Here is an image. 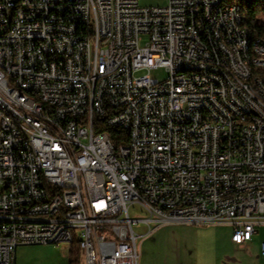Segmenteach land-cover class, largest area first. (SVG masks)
I'll return each instance as SVG.
<instances>
[{
  "label": "built area",
  "instance_id": "2783aa9c",
  "mask_svg": "<svg viewBox=\"0 0 264 264\" xmlns=\"http://www.w3.org/2000/svg\"><path fill=\"white\" fill-rule=\"evenodd\" d=\"M213 2L0 0V264L70 242L68 225L84 264H139L165 224H230L237 244L264 224L263 104L227 83L217 32L234 35ZM255 51L264 65L261 37Z\"/></svg>",
  "mask_w": 264,
  "mask_h": 264
},
{
  "label": "crops",
  "instance_id": "0c3cea01",
  "mask_svg": "<svg viewBox=\"0 0 264 264\" xmlns=\"http://www.w3.org/2000/svg\"><path fill=\"white\" fill-rule=\"evenodd\" d=\"M264 224L256 226L250 240L237 244L231 240L230 224L195 226L181 223L154 228L140 238L139 264H264L260 246L264 241ZM144 231V230H143ZM34 246V247H29ZM37 246L16 248L15 264H68L70 248H64V262H49L35 257ZM33 248V249H32ZM79 253L81 251L78 248ZM82 254V253H81Z\"/></svg>",
  "mask_w": 264,
  "mask_h": 264
},
{
  "label": "bare ground",
  "instance_id": "6f19581e",
  "mask_svg": "<svg viewBox=\"0 0 264 264\" xmlns=\"http://www.w3.org/2000/svg\"><path fill=\"white\" fill-rule=\"evenodd\" d=\"M214 0L213 9H206V18L227 19L234 36H229L225 32H217L218 46L223 50L224 76L229 84H236L241 87L250 100H258L263 104L264 112V65L257 59L255 51V37H250L248 28L243 24L240 7L227 0ZM233 9V10H231ZM264 25V21H263ZM194 36L196 44H204V34L202 26H194ZM236 36H240L239 41ZM264 41V36H260ZM0 39H3V32H0ZM181 73H189V66H181ZM245 73V74H244ZM251 80L258 86L254 87ZM23 100H30V92H23ZM222 111L233 113V104L222 103ZM4 115H11V106H4ZM24 150L32 149L30 137H22ZM68 236L70 242L76 239L79 249L83 252V242L80 230L75 225H68Z\"/></svg>",
  "mask_w": 264,
  "mask_h": 264
},
{
  "label": "rangeland",
  "instance_id": "374dc122",
  "mask_svg": "<svg viewBox=\"0 0 264 264\" xmlns=\"http://www.w3.org/2000/svg\"><path fill=\"white\" fill-rule=\"evenodd\" d=\"M138 1H139L140 5H143V6L161 5V4L165 3V0H138ZM225 2L226 1L224 0L223 3H225ZM257 4L260 6H263L264 0H257ZM263 21H264V11L259 10L254 17V24H262ZM143 73H148L150 76L156 77L159 79H163L166 76V72L164 71L163 67H161V66L151 68V69H149V71L147 69H143V70H139L136 72V74H143ZM130 214L136 215L139 217H142L144 215L143 213L139 212L136 209H131ZM134 229L137 232H142L145 229V227L142 224L137 223L134 225ZM260 230H263V232H264V228H261ZM139 242H140V239L138 240V250H140ZM44 245L45 246H37L35 248H39V250L34 249L32 251H33L35 257L39 258L41 261H43V259H45L48 262L50 260H54V259H56L57 262H60V261L64 262V258L62 255L63 249L65 248L67 250V248H72V247L76 248V246L78 247L77 244H75L76 246H74L71 242L60 243L58 245L57 244H44ZM29 247H34V246H29ZM81 253H79V264H84L83 252L81 251Z\"/></svg>",
  "mask_w": 264,
  "mask_h": 264
},
{
  "label": "trees",
  "instance_id": "16d2710c",
  "mask_svg": "<svg viewBox=\"0 0 264 264\" xmlns=\"http://www.w3.org/2000/svg\"><path fill=\"white\" fill-rule=\"evenodd\" d=\"M230 3H234L240 7V13L242 15L243 24L248 28L250 37H260L264 36V25L254 24V17L259 10L264 11V5L260 6L257 4V0H227ZM111 142L113 144L117 143L118 138L125 133L119 129L107 127L105 128ZM74 246L78 245L76 239L71 242ZM79 246L76 248L72 247L69 251L68 264H79ZM80 250V249H79Z\"/></svg>",
  "mask_w": 264,
  "mask_h": 264
}]
</instances>
